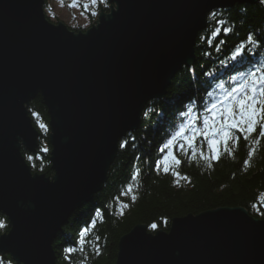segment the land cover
Masks as SVG:
<instances>
[{
	"label": "water",
	"instance_id": "water-1",
	"mask_svg": "<svg viewBox=\"0 0 264 264\" xmlns=\"http://www.w3.org/2000/svg\"><path fill=\"white\" fill-rule=\"evenodd\" d=\"M258 0H107L85 31L48 21L45 0H0V213L9 230L0 255L56 264L53 243L74 211L102 189L119 141L138 129L150 100L194 63L208 14ZM48 113L52 179L32 173L39 131L29 103ZM115 264H264V219L217 208L171 221L168 232L136 225Z\"/></svg>",
	"mask_w": 264,
	"mask_h": 264
},
{
	"label": "trees",
	"instance_id": "trees-1",
	"mask_svg": "<svg viewBox=\"0 0 264 264\" xmlns=\"http://www.w3.org/2000/svg\"><path fill=\"white\" fill-rule=\"evenodd\" d=\"M47 4L46 0L44 7ZM101 8L104 12L109 11L106 4L99 3V0L95 5L91 3L88 14L92 22L97 16H93L92 12L98 14ZM212 13L217 14L215 19H209ZM47 19L51 22L49 17ZM216 19H222L224 26L234 30L227 35L221 32L213 37ZM70 29L79 32L81 28ZM81 31H85V28ZM248 34L258 38L259 46L247 52L241 63L226 61L222 66L220 61L225 60L230 50ZM221 41L223 43L217 50L215 45ZM194 54V63L178 71L165 97L150 100L144 107L138 129L127 133L119 141L116 157L109 167L102 189L91 201L76 209L62 227L53 243L56 264H81L85 255L88 256L85 264H115L120 237L139 224L147 226L151 233L158 230L168 232L174 218L235 207L246 209L254 218L264 219V201L261 199L264 193V140H261L248 167L243 163L247 151L243 143L233 156L224 154L220 160L212 161V167H208L199 157L201 150L205 155L209 154L207 144L203 137H198L196 156L191 157V150L176 153L183 161L178 171L187 180L180 179L177 185L175 181L178 177L154 169V161L162 155L158 149L167 135L186 119L182 113H189L190 110L201 112L210 99L219 97L227 86H235L242 79L239 73L247 71L254 63H264V4L258 0L255 4H235L230 8L211 11L205 29L197 36ZM220 85H225V88ZM209 92L213 93L212 97L207 95ZM28 109L40 136L36 151L28 153L23 149L22 155L32 173L52 179L54 172L49 160V130L45 132L40 128L41 123L48 127L47 109L40 97L30 101ZM197 123L200 124L199 121ZM125 140L127 144L121 148L120 143ZM29 156L32 157L31 161L27 159ZM136 168L140 169L141 174L136 182L137 199L133 202L123 194V190ZM120 203L129 204L128 208L123 209V215L120 214ZM0 220L4 223V227L0 228L2 235L9 230V221L2 213ZM92 221H95L94 229L91 227ZM151 223L158 225L156 230L149 227ZM86 228L88 231H85ZM81 240L85 241L83 253L79 250ZM96 247H99L100 255H95ZM67 248L76 250L66 259L69 257L65 252ZM0 264L16 263L5 254L0 255Z\"/></svg>",
	"mask_w": 264,
	"mask_h": 264
},
{
	"label": "snow or ice",
	"instance_id": "snow-or-ice-1",
	"mask_svg": "<svg viewBox=\"0 0 264 264\" xmlns=\"http://www.w3.org/2000/svg\"><path fill=\"white\" fill-rule=\"evenodd\" d=\"M97 2L98 0H91L93 5ZM99 3L106 4L107 0H99ZM260 3L264 4V0H260ZM70 6H75V0ZM92 15L95 16L97 13L93 11ZM216 16V13H212L209 19H215ZM215 22L217 27L212 31L213 37L218 36L221 32L227 35L234 30L231 27L224 26L225 21L222 19H216ZM222 43L223 41L215 45L217 50L220 49ZM258 46V38L254 34H248L245 39L230 50V53L225 60L220 61V64L223 66L226 61L241 63L245 54L254 51ZM239 75L242 76V79L235 86L229 85L225 88V85H220V87L225 88V91L219 97L210 99L208 103L203 105L201 112L190 110L189 113L181 114L185 115L186 119L167 135L162 147L158 149V152L162 155L154 161L155 170L162 171L165 174L172 173L178 177L175 181L177 185L180 179L187 180L188 178L181 176L178 171L183 161L176 153L178 151L187 153L188 150H191V157L196 156L198 137H203L206 141L209 154L205 155L201 150L199 157L205 161L208 167H212V161L220 160L224 154L233 156L241 143L247 148L246 158L243 161L244 166H250V161L254 157L261 140H264V63H254L250 69L239 73ZM207 95L212 97L213 93L209 92ZM145 115H147V112ZM198 121L200 124L197 123ZM40 128L45 132L49 130L43 123L40 124ZM254 135L255 139H253ZM126 144L127 140L122 141L120 147L124 148ZM44 151H47V149H44ZM27 159L31 161L32 157L29 156ZM140 174V169L136 168L130 177V182L126 183L123 190V194L129 196L133 202L137 199L135 189ZM261 199L264 201V193L261 194ZM128 207L129 204L120 203V214L123 215V209ZM2 227H4V223L0 220V228ZM91 227L95 228V221L91 222ZM149 227L156 230L158 225L151 223ZM85 231H88V228ZM79 244V250L83 253L85 251V241L81 240ZM75 250L74 248L65 249V252L69 254L66 259L70 258L71 253ZM94 252L95 255H100L99 247H96ZM87 260L88 256L85 255L81 264H85Z\"/></svg>",
	"mask_w": 264,
	"mask_h": 264
},
{
	"label": "rangeland",
	"instance_id": "rangeland-1",
	"mask_svg": "<svg viewBox=\"0 0 264 264\" xmlns=\"http://www.w3.org/2000/svg\"><path fill=\"white\" fill-rule=\"evenodd\" d=\"M47 2L48 5L44 11L52 22H61L70 27L80 28H89L92 25L87 14L90 11L91 0H75V6H70L73 4V0H47ZM84 204L86 203L80 207Z\"/></svg>",
	"mask_w": 264,
	"mask_h": 264
},
{
	"label": "bare ground",
	"instance_id": "bare-ground-1",
	"mask_svg": "<svg viewBox=\"0 0 264 264\" xmlns=\"http://www.w3.org/2000/svg\"><path fill=\"white\" fill-rule=\"evenodd\" d=\"M195 44H196V42H195ZM194 50H195V47H194ZM24 159H25V158H24ZM29 168H30V167H29ZM30 170H31V169H30ZM95 194H96V193H95ZM95 194H94V195H95ZM94 195H93V196H94ZM93 196H92V198H91L90 200H87L85 203H88L89 201H91V200L93 199ZM61 230H62V229H61ZM60 232H61V231H60ZM3 234H4V233H3Z\"/></svg>",
	"mask_w": 264,
	"mask_h": 264
},
{
	"label": "flooded vegetation",
	"instance_id": "flooded-vegetation-1",
	"mask_svg": "<svg viewBox=\"0 0 264 264\" xmlns=\"http://www.w3.org/2000/svg\"><path fill=\"white\" fill-rule=\"evenodd\" d=\"M92 24H93V23H92ZM66 26H68V25H66ZM68 27H70V26H68ZM80 30H81V29H80ZM80 30H79V31H80Z\"/></svg>",
	"mask_w": 264,
	"mask_h": 264
}]
</instances>
